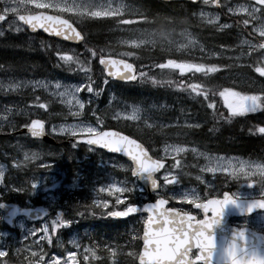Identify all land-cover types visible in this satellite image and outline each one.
<instances>
[{"label":"rangeland","instance_id":"374dc122","mask_svg":"<svg viewBox=\"0 0 264 264\" xmlns=\"http://www.w3.org/2000/svg\"><path fill=\"white\" fill-rule=\"evenodd\" d=\"M147 8L141 2L132 0H0L4 12L8 15H17L19 13H32L40 10L53 11L73 20L77 25L85 26L88 20H115L114 26L108 29L104 41L106 43L108 53L116 55V57H130L134 60L143 58L144 52L159 49L162 52L180 55L182 58H193L194 60L202 61H222L223 65L215 66L211 72H208L209 79H218L222 84L230 85L233 89H228L225 92L222 90L216 91V102L218 106L226 104L235 106L236 94H245L239 88L250 90L264 91V80L257 79L248 73L240 70L242 65L253 57L255 44L242 33L237 34L236 52H227L209 45L202 32L192 28V25L178 23L174 25H155L153 20L148 16H154V2L146 0ZM214 0H206L199 8L188 12L192 19V23H197L203 26L212 27L214 29H231L233 23H226L223 20V14L231 17H244L250 28L257 35L264 37V0H223L221 9L213 6ZM152 7V8H151ZM162 18V14L160 15ZM158 24V23H157ZM9 30L22 31L15 19L8 21L0 27V35H3ZM248 32V30H246ZM208 40H210L208 38ZM264 40L261 41L263 46ZM57 50L62 53V56L69 59L77 53L78 50L67 45H56ZM254 58V57H253ZM189 60H183L177 66V69L184 73L188 71V65L185 63ZM185 63V64H184ZM180 67H183L181 69ZM191 67L189 70H191ZM196 68V67H195ZM204 69L203 67L201 68ZM206 69V67H205ZM221 69V70H220ZM207 70V69H206ZM218 70L224 73L217 72ZM84 70L76 76L60 77L54 79H29V78H14L0 77V97H8L26 93L28 95L36 92H43L50 97L55 103L60 104L65 110V113L52 114L53 117H59L60 123L54 124L51 127V134L55 137H71L69 131L75 132L76 136L87 135L101 132L108 127H114L118 130H131L133 133L145 134L150 139V134L155 128H159V132L172 128H177L178 132H170L171 137H175L172 141L167 140L158 144V149L161 151L157 154L158 157L171 158L174 160V168L166 172L164 176L168 178L176 177L180 186L173 190L170 194L174 197L181 195L185 191H195L197 195H201L208 190L214 188L220 189L215 183L226 184L229 181L237 187L235 196L240 198H255L264 196V161L249 159L242 156L212 155L207 153L196 144H191L187 141L180 140V130L202 129L206 125V121H198L195 119L199 111L195 104L198 97H202L205 102L209 97V92L206 90L205 84H193L196 91L184 92L179 90L175 104L170 106L166 102L147 97L139 103H130L119 97V92L116 84L107 79L103 75V71L99 66H93L88 72ZM203 73V72H202ZM207 73V72H206ZM218 75V77H216ZM106 81V83H105ZM83 85L82 91H78ZM92 88V92L88 91V87ZM236 88V90H235ZM258 90V91H259ZM213 90L211 93H213ZM200 93H203L201 95ZM219 95V96H218ZM249 95V94H246ZM105 97V102L100 103ZM152 99V100H151ZM211 102V101H209ZM228 102V103H227ZM90 107L89 116H86V109ZM170 112L171 119L162 121V114ZM41 113L38 108H26L14 101L0 100V136L11 133L12 139L6 143V147L16 152V155L11 156L12 166L15 169H33L36 172L39 170V164L45 163L50 166L53 163L49 160L55 159L61 151L57 147L41 149L39 144H31V141L26 136H17L15 132L22 128L21 125L29 123V119H33ZM201 113V112H200ZM90 117V118H88ZM166 117V116H165ZM16 119H20L16 121ZM210 120V119H209ZM229 121V120H228ZM245 121V119H242ZM20 123V125H18ZM246 124L245 126H247ZM64 127V132L60 133V127ZM263 126L253 122L250 125ZM92 129L91 132H84L83 129ZM1 131L2 132L1 134ZM182 132V130H181ZM184 133V132H182ZM184 135V134H183ZM259 135V141L264 140V136L259 133H250V137ZM185 137V135H184ZM151 140V139H150ZM71 144V143H70ZM254 146L255 143H250ZM163 146V147H162ZM245 146V145H244ZM249 146V148H253ZM0 147L2 145L0 144ZM69 149L77 159L76 165L81 164L84 170L80 171L79 167L74 168L73 172L68 169L64 176L58 178V175L49 176L44 173L30 174L29 185L31 189V181L37 182V188L32 190L35 197H42V200L49 206L61 205L75 206L80 205L82 208H92L93 214L89 217L90 220L98 219V224L101 226L100 233L97 237L101 238L106 235L109 240L100 242L94 241L96 246L97 258L92 260L91 257L87 262L82 258L84 253L83 247L77 249L70 241H76L80 245H89L91 242V234L95 232L97 225L91 227H83L80 224L79 218L73 215L69 210H65L66 218L71 221L74 228L70 231L64 227L58 228L57 233L51 237L52 243H40L45 252L56 254L63 258L66 257L67 251L78 253V264H120L119 256L123 255L125 259H132L128 255L129 251H133L132 246H125L121 242L123 251L113 246V238L117 237V226L111 223L108 226L106 223L107 211L113 207L115 209L122 208L123 205L116 204V198L120 196L128 197L129 200L145 199L143 188L131 177L132 167L128 161L120 157L109 155L103 151H97L90 147H79ZM32 152L39 153L36 160L25 162L24 155ZM0 152V171L3 172V184L6 185L5 177L10 169V164L3 162ZM47 166V167H48ZM130 175V176H129ZM17 178V176L15 177ZM63 180V184L60 182ZM13 187L23 188L21 191L24 195H28L24 185L16 184ZM118 185L128 189L135 188L134 191L124 193L114 192L113 195H108L102 189ZM232 186V185H231ZM142 188V190H141ZM242 188V189H241ZM164 191H169L167 185L163 187ZM11 189L5 190L0 186V199L11 192ZM80 192L81 195L73 196L68 193ZM21 192L17 191L19 196ZM215 193L214 190L207 194ZM29 196V195H28ZM66 196L65 199L61 198ZM94 199H99L104 202H109L108 207L97 206L93 203ZM0 203L2 201L0 200ZM24 206H33V200L29 198L23 203ZM186 206L187 203H184ZM255 225L264 230V214L257 216ZM140 220H132L129 229L132 234H136V228L141 224ZM49 227L51 222L47 224ZM23 226V227H21ZM83 227V228H82ZM38 228L37 225L28 224L24 220H18L16 228L10 229L5 224L4 215L0 207V233H7L6 236H0V241L8 247L22 248L23 246L32 245L31 250H38L36 245H33L34 240H38L41 235L39 232L29 236V229ZM82 228V229H81ZM68 232V234L65 232ZM91 231V232H90ZM112 247L115 252L113 255L104 250L103 246ZM119 245V244H118ZM21 257L26 253H21ZM29 255V260L38 259ZM134 259V258H133ZM24 264L23 259L20 261Z\"/></svg>","mask_w":264,"mask_h":264},{"label":"trees","instance_id":"16d2710c","mask_svg":"<svg viewBox=\"0 0 264 264\" xmlns=\"http://www.w3.org/2000/svg\"><path fill=\"white\" fill-rule=\"evenodd\" d=\"M135 1L143 3L148 10L146 0ZM154 5L153 9H155V13H158V15L155 14V17L149 15L148 17L153 20L155 25H174L185 22V24L192 25L200 30L209 45L230 53L236 52L237 34L243 30H248L247 23L240 17H231L224 14V21L233 23V27L231 29H214L192 23V19L188 15L190 8L186 5L178 3L160 4L157 2H154ZM161 14L162 18L160 17ZM115 22V20H88L85 22V26H79L86 35V41L80 47L79 52L74 54L70 59L69 57L62 56V53L55 47L56 43H53L54 47L50 48L48 44H45L43 38H40L36 42L27 41L22 35L9 30L0 35V77L53 79L62 77L64 74L73 76L82 72V70L98 66V60L101 57L112 54L108 53L104 36H106L108 29L114 26ZM127 59L134 61L137 65L138 81L134 85H119L118 92L121 99L130 103H139L147 97H152V99L166 102L170 106H177L175 102L179 90H183L184 92L191 91L192 88L189 85L205 84L209 97L206 99V102L202 97H198L195 107L199 111L196 115V120L206 121V125L199 130L195 128L191 130L179 128L182 132L190 135V137H184L180 130L182 135L179 136V139L199 145L210 153L226 154L233 150L239 151L238 153L243 154L249 159L264 161V140L259 141L257 139L258 135L250 137L248 132L243 130L240 132L237 127H235V131L229 132L226 130L225 119L227 117L224 113V108L218 106L216 102V91H222L220 84L216 78L213 80L209 79L208 73H202V67L214 68L215 66H220V64L223 65L222 61L216 64L215 62L218 61L209 62L198 59L194 60L193 58L185 59L180 57V55L162 52L159 49L144 52V56L140 60H134V58L130 57H127ZM183 60H189L185 62L188 65L195 64L193 66L197 67L198 72L189 70L192 67L190 66L188 67V71L181 73L177 69V66ZM213 90L215 91L211 93ZM246 94L255 95L260 93L246 91ZM13 99L21 101L23 105H27L28 107L31 105L36 106L38 109H41L39 107L41 103L44 104L46 107L41 109V113L39 114V117L42 119H59V117H52L51 114L66 112L61 105L55 103L43 92L30 96H13ZM102 102H105V97L101 100ZM262 102H264V97H262ZM209 103L214 104L213 109H209L207 106ZM91 106L92 104L90 103L88 109ZM244 115L246 119H264V110ZM171 117L172 114L170 112L162 114V121L167 122L166 119H171ZM231 119L233 118L231 117ZM261 124L264 126V120ZM175 131L178 132L179 130L177 128L162 129L161 133L159 132V128H155L150 134V140L145 134L133 133L131 130H127V128L123 130L124 133L141 141L154 156L157 154L155 149L158 148L161 140L165 142L175 139L176 136L171 137L170 133ZM252 142L255 143L254 146L250 145ZM59 143V145L65 147L62 141ZM44 146L47 147V145ZM249 146L254 147V149L249 148ZM12 154L16 153L12 151ZM76 160L71 151L65 150L55 158L54 162L56 165L54 167L40 168L39 170L42 171L39 172L48 170L54 173H59V171L64 172L66 169L71 168V166H75ZM22 179L27 182L28 176L23 174ZM73 210L81 216L89 215L88 208H82L79 205H75ZM117 230L119 231L118 228ZM119 233L122 234L120 231ZM102 237L103 239L109 238L106 235ZM114 240L117 243L123 241L118 238H114ZM135 242L138 243V240H135ZM132 259L122 258L123 262L120 264H135V260Z\"/></svg>","mask_w":264,"mask_h":264},{"label":"snow or ice","instance_id":"6c2138e0","mask_svg":"<svg viewBox=\"0 0 264 264\" xmlns=\"http://www.w3.org/2000/svg\"><path fill=\"white\" fill-rule=\"evenodd\" d=\"M210 70H215L211 68ZM256 71L261 75H264V69L257 68ZM108 74V73H106ZM113 77L122 76V74L117 71L115 73H110ZM106 83V81H105ZM190 88L195 92L196 89L194 86L189 85ZM84 88L83 85L80 86L78 91H82ZM88 91L92 92V88L89 86ZM203 95V93H200ZM262 97L264 93L255 94V95H246V94H236V104L235 106L229 105V116L244 115L246 113H254L258 110H264V102H262ZM209 109L214 108V104L209 103L207 105ZM39 107L44 109L46 106L40 104ZM45 122L40 119H32L30 123L21 125L26 128L28 133L32 137H38L44 132ZM64 127L61 126L59 129L60 133L64 132ZM84 132H91L92 129L85 128ZM251 133H259L264 135V126H254L249 129ZM69 135L72 137L70 140L71 147L76 148L78 143H88L95 144V140H85L80 139L76 136L75 132L69 131ZM108 150L116 151V147H109ZM39 157V153L32 152L30 155L25 153L24 161L36 160ZM45 163L39 164V167H47ZM163 166L162 162L148 167L145 166L141 171H157L160 167ZM3 172L0 171V186H3L5 190L11 189L12 191H24L23 188H15L12 185L3 184ZM161 180L165 184L173 183L175 177L169 179L167 176H161ZM148 186L153 192H156V199L154 202H147L142 205L133 203L127 197L120 196L116 198V204L123 205L121 210H116L113 207L111 210L107 211L106 215L110 217H127L129 215H134L138 212L143 211L146 215L142 220L143 229L142 233L139 232V240L142 241V246L137 251H129L128 255L138 258L139 264H154V261L150 262L148 259L149 251L148 246H145V238H149L153 241V244L150 246L152 250H156V246L159 245L164 249L166 253L167 264H210L213 248V238L206 234L205 229L211 228L210 223H205L201 218L198 217V214H194L190 211L183 210L177 207H167L164 206L168 204L169 199L162 198L159 195V183L158 180L152 179L149 177ZM37 188V182L35 180L31 181V189L35 190ZM108 195H113L114 192L124 193L127 191H134L133 189H128L126 187L113 185L111 188L103 187L102 189ZM142 190V188H141ZM178 202L192 204L194 208L199 210V212L204 213L206 216L209 211L219 213V205L216 207H209L208 204H202V199L200 195H197L195 191H185L181 195L176 196ZM93 203L97 206L108 207L109 202H104L99 199H94ZM211 203V202H209ZM0 207H5L4 203H0ZM17 209L15 206H12V211L8 213V222L11 223V217L16 213ZM27 215V210H22ZM71 221L67 218L62 217L60 212L55 214L54 219L51 221L50 227L47 223L41 224L38 228L29 229V236L34 235V233H41L38 237V240L32 242L33 245H36L38 250H31L32 245L23 246L22 248L8 247L4 244L3 241H0V264H20L21 259H23L24 264H78V253L74 251L66 252V259L58 256L56 254H51L48 257L47 253L40 247V243L47 242L49 245L52 243L51 237L57 233V229L61 227H67ZM23 227V226H21ZM7 233H0V236H6ZM133 240L137 239V233L132 237ZM74 247L79 249L83 247L84 253H87L82 256L83 260L87 262L91 257L92 260L97 258L96 246L95 243L91 246L89 245H80L76 241H70ZM109 255H113L115 250L112 247L107 245L103 246ZM21 253H26L21 257ZM39 253L38 259L29 260V255L36 257ZM251 264V262H250ZM264 264V262H261Z\"/></svg>","mask_w":264,"mask_h":264},{"label":"water","instance_id":"95a60500","mask_svg":"<svg viewBox=\"0 0 264 264\" xmlns=\"http://www.w3.org/2000/svg\"><path fill=\"white\" fill-rule=\"evenodd\" d=\"M161 1L166 3L175 1H188L197 4L201 0ZM218 1L219 0H215V5L218 4ZM5 20H7V17L4 15H0V24ZM18 21L23 25L29 27L32 33H38L42 31L47 37L58 39L73 45H80L85 40L84 35L78 30V28H76V26H74L70 21L63 19L59 16L47 13H39L36 15H21L18 16ZM101 67L104 69L105 75L108 78L114 79L115 81L123 83H133L137 80L136 66L126 60L108 57L102 60ZM117 71H119L122 76L113 77L112 75H110V73H115ZM23 132L28 133L27 129H25ZM33 138L42 139L47 142L51 140L50 138H48L45 131L42 135ZM78 138L89 141H97V143L91 145L88 143L78 144L88 145L93 148L102 149L109 154L119 155L125 158L126 160L130 161L133 165L132 175L138 178L139 182L145 187L150 196L153 195L154 192L148 186L149 177H151L152 179H156V176L163 171L166 163L154 159L142 143L116 130H107L97 135L82 136ZM109 147H116L117 150H108ZM159 162H162L163 166L160 167L157 171H141L143 167H152L158 164ZM229 197L231 198V201H233L229 202L228 204L230 207V212L234 213L233 215L250 216L257 212L264 211V200H235L231 196ZM209 202L205 204H208V206H213L216 204L217 201L211 200ZM168 205L169 202L164 207L167 208ZM12 206H15L17 211L11 217L12 222L9 223L8 213L12 211ZM2 210L5 213L6 223L11 227L13 226L14 221L18 217H25L27 221L35 222L42 221L49 216V211L43 207H39L36 209H26L22 208L17 204H5V207H2ZM22 210H27V215ZM141 213H143V211L138 212L134 215ZM229 216L227 215L226 217L229 218ZM204 222L210 223L207 219H205ZM223 226L226 229H223ZM220 228L222 229L219 232ZM205 231L208 236H211L213 238L214 246L211 250H213L215 254L219 255L218 258L222 259L226 264H250V262L251 264H261V262H264V234L258 233L249 228L240 231H237L234 228L229 229L224 223L217 226L212 225L211 228H206ZM144 243L145 246H148V259L150 260V262L154 261V264H167V261L165 259L166 253L164 252V249L162 247L157 245L156 250L153 251L152 247H150L153 244V241L149 238H145Z\"/></svg>","mask_w":264,"mask_h":264},{"label":"flooded vegetation","instance_id":"af4514ba","mask_svg":"<svg viewBox=\"0 0 264 264\" xmlns=\"http://www.w3.org/2000/svg\"><path fill=\"white\" fill-rule=\"evenodd\" d=\"M188 5H189V7H192V9H193L194 6H192L191 4H188ZM220 7H221V3H220ZM0 9H2V6L1 5H0ZM244 18H245V16H244ZM242 33H245L244 35H246V37L249 38L252 41V43L255 44V50H254V54H253V57L254 58L252 57L251 59H249V61H247L246 63H244L241 68H244L245 69L244 72H246V71H256L257 68L264 69V48L260 45V42L262 40H264V37H261V36L257 35L255 32H253V30L251 28H250V30L248 32H246V30H243ZM254 35H256V37L258 38V40H255L254 39ZM28 38H32V37H28ZM179 65L182 66V64H179ZM180 68L183 69V67H180ZM206 69L204 68L202 70V72H207L208 73V72H211L212 71L210 69H207V70ZM191 70L192 71H195V68H192ZM220 70H218L217 72H219ZM224 72L222 70L219 73L221 74V73H224ZM257 89L259 90L260 88L257 87ZM19 120L20 119H16V121H19ZM31 120L32 119H29L28 120L29 123H30ZM43 121L45 122V124H46L48 130L50 131V133H51V127L54 124L60 123V122L51 121L49 119H44ZM18 133H19V131L17 130L15 132V134L18 136ZM9 134L12 135L11 133H9ZM3 135L5 136L7 134H3ZM59 137H61V136H59ZM234 156H236V154ZM14 175H16V174H14ZM60 184H62V183H60ZM12 186H14V185H12ZM16 188H17V186H16ZM235 190H237V187L234 185V187L232 188V192H233L234 195H235ZM19 192H21V191H19ZM227 192H230V191L229 190H226V189L225 190H219L217 193H213V194L209 195L206 198L201 197V199H202V202H205V201H207L210 198L221 199L223 197V195L225 193H227ZM78 193H79L78 191H75L74 193H71V194L68 193L67 194V197L69 196V194L70 195H73V196H77V195H79ZM16 195H17V191H11L9 194L4 195L0 200L2 201V203L3 202H18V203H24L29 198H31L33 200V203H36V200H37L40 203V205H45L46 207H48L51 210L52 216L47 221H52L54 219V217H55V214L58 211L65 210V206H63V204H61V205H55V206H48L46 204V202L43 201L42 200V197H40V196H38V197L30 196V195L28 196V195H24L22 192H21V194L19 196H16ZM61 198L65 199V201H66V196H62ZM186 210L187 211H190V212H192L194 214H198V217L199 218H201L202 220L204 219V214L201 213V212H199V210H195L194 207H193V205H192L191 208L186 209ZM258 215H260V214H255V215H253L251 217H248V218L247 217H233V218L230 219V224L232 226H235V227H238V228H244V227H247L248 221L255 220ZM62 217L66 218V213L64 215H62ZM208 217L211 218L212 217V214L209 213L208 214ZM41 224H44V222L43 223H34L33 225H37L39 227ZM47 224H48V222H47ZM251 226H253L254 229H257V227L255 225L251 224ZM65 228L68 231H70V230H72L74 228V225L69 224ZM210 264H217V263L216 262H213V261H210Z\"/></svg>","mask_w":264,"mask_h":264},{"label":"bare ground","instance_id":"6f19581e","mask_svg":"<svg viewBox=\"0 0 264 264\" xmlns=\"http://www.w3.org/2000/svg\"><path fill=\"white\" fill-rule=\"evenodd\" d=\"M45 175L54 176L52 171L47 172ZM47 253V252H46Z\"/></svg>","mask_w":264,"mask_h":264}]
</instances>
